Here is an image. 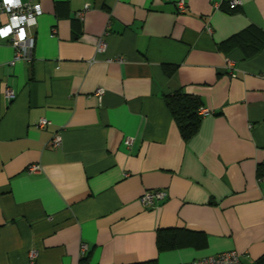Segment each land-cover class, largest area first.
<instances>
[{"label": "crops", "instance_id": "obj_1", "mask_svg": "<svg viewBox=\"0 0 264 264\" xmlns=\"http://www.w3.org/2000/svg\"><path fill=\"white\" fill-rule=\"evenodd\" d=\"M35 1L33 60L12 62V42L0 39V264H186L232 249L256 264L264 47L246 57L220 44L250 26L264 31V0ZM117 56L125 61H109ZM179 89L210 110L189 141L165 100ZM149 189L168 197L144 206ZM170 227L206 243L159 252L157 232Z\"/></svg>", "mask_w": 264, "mask_h": 264}, {"label": "built area", "instance_id": "obj_2", "mask_svg": "<svg viewBox=\"0 0 264 264\" xmlns=\"http://www.w3.org/2000/svg\"><path fill=\"white\" fill-rule=\"evenodd\" d=\"M215 6H219L218 0H213ZM231 8H236L242 4L241 0H227ZM89 4H86L85 10H88ZM180 9L183 11L186 7L184 1L179 3ZM43 13L42 5L35 0H13L12 4H7L5 0H0V39L12 42L16 54L12 62L33 60V49L36 44V35L34 28L37 26L38 18ZM83 12H80L82 15ZM82 17V16H81ZM21 32L23 36H21ZM107 43L103 38L98 42L97 50L105 51ZM109 61L124 62L123 56H117L109 59ZM229 68L233 67V61L228 59ZM105 92L104 88H98L96 94L101 97ZM6 97L12 100L16 97V92L12 88L6 89ZM210 113V110L204 106L199 108V114L205 116ZM50 124L47 118H41L38 122L39 127H46ZM51 143L53 146H59L62 143V136L55 135ZM127 145H132L134 139L127 137L125 139ZM30 170L36 171L38 165H32ZM168 197V192L165 189H149L145 190L140 197L141 203L144 206H153L155 202L165 200ZM88 246H81V255L85 256ZM36 251H32L34 257ZM186 264H244L241 259V253L236 250H226L213 255L203 256L187 262Z\"/></svg>", "mask_w": 264, "mask_h": 264}, {"label": "trees", "instance_id": "obj_3", "mask_svg": "<svg viewBox=\"0 0 264 264\" xmlns=\"http://www.w3.org/2000/svg\"><path fill=\"white\" fill-rule=\"evenodd\" d=\"M234 47L242 49L246 57L256 55L264 47V31L258 27L250 26L220 44L222 49ZM176 69V65H164V70L169 76L173 75ZM165 100L183 139L189 141L197 134L201 126L202 116L199 114V108L203 106L201 98L179 89L167 94ZM205 243V235L199 231L170 227L161 228L157 232V248L159 252L187 246L199 247ZM136 264H158V261L155 259ZM256 264H264V254L257 259Z\"/></svg>", "mask_w": 264, "mask_h": 264}, {"label": "snow or ice", "instance_id": "obj_4", "mask_svg": "<svg viewBox=\"0 0 264 264\" xmlns=\"http://www.w3.org/2000/svg\"><path fill=\"white\" fill-rule=\"evenodd\" d=\"M5 2L7 3V4H12L13 3V0H5ZM21 36H23V33L21 32Z\"/></svg>", "mask_w": 264, "mask_h": 264}]
</instances>
